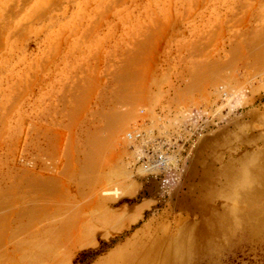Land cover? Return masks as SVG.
<instances>
[{
	"label": "rangeland",
	"instance_id": "1",
	"mask_svg": "<svg viewBox=\"0 0 264 264\" xmlns=\"http://www.w3.org/2000/svg\"><path fill=\"white\" fill-rule=\"evenodd\" d=\"M0 218L1 264H264V0H0Z\"/></svg>",
	"mask_w": 264,
	"mask_h": 264
},
{
	"label": "bare ground",
	"instance_id": "2",
	"mask_svg": "<svg viewBox=\"0 0 264 264\" xmlns=\"http://www.w3.org/2000/svg\"><path fill=\"white\" fill-rule=\"evenodd\" d=\"M224 69H225V68H224ZM161 78H162V77H161ZM135 97H136V96H135ZM127 98H128V97H127ZM138 99H139V98H138ZM119 103H120V101H119ZM128 104H129V103H128ZM118 107H119V106H118ZM113 108H114V107H113ZM128 108H129V107H128ZM119 111H120V110H119ZM125 111H126V110H125ZM123 112H124V111H123ZM116 114H117V113H116ZM110 117H111V116H110ZM112 117H113V116H112ZM112 117H111V118H112ZM115 117H116V115H115L113 118H115ZM113 118H112V119H113ZM116 119H117V118H116ZM114 120H115V119H114ZM113 122H115V121H113ZM118 123H119V122H118ZM114 125H115V124H114ZM115 126H117V125H115ZM111 127H112V126H111ZM110 130H111V129H110ZM113 131H114V130H113ZM114 142H115V141H114ZM99 144H100V143H99ZM82 146H83V145H82ZM90 150H91V149H90ZM93 150H94V149H93ZM98 151H99V150H98ZM98 154H99V153H98ZM101 165L103 166L104 164H101ZM89 169H90V168H89ZM83 170H85V169H83ZM83 170H82V171H83ZM85 171H87V170H85ZM64 172H65V171H64ZM68 174H69V173H68ZM62 176H63V175H62ZM62 178H63V177H62ZM58 180H60V179H58ZM61 182H62V181H61ZM28 187H30V186H28ZM30 188H31V187H30ZM30 188H29V189H30ZM34 189H35V188H34ZM18 191H19V190H18ZM14 193H15V192H14ZM27 193H28V192H27ZM23 194H24V193H23ZM16 197H17V196H16ZM54 201H55V200H54ZM59 201H60V200H59ZM57 202H58V201H57ZM20 204H21V203H20ZM52 205H53V204H52ZM79 205H80V204H79ZM31 207H32V206H31ZM40 207H41V206H40ZM59 207H60V206H59ZM72 207H73V205H72ZM75 207H76V206H75ZM49 208H50V207H49ZM79 208H80V207H79ZM55 209H56V208H55ZM55 209H53V210H55ZM80 209H81V208H80ZM46 210H47V209H46ZM58 212H59V211H58ZM33 213H34V212H33ZM44 213H45V212H44ZM44 213H43V214H44ZM68 214H69V213H68ZM3 215H4V214H3ZM47 215H48V214H47ZM72 215H74V214H72ZM38 216H39V215H38ZM40 216H41V215H40ZM48 216H49V215H48ZM66 216H67V215H66ZM67 217H69V216H67ZM2 218H3V217H2ZM2 218H0V219H2ZM49 218H50V217H49ZM51 218H52V217H51ZM4 219H5V218H4ZM4 219H3V221H4ZM6 219H7V218H6ZM55 219H56V218H55ZM57 219H58V218H57ZM60 219H61V218H60ZM78 220H79V219H78ZM3 221H2V222H3ZM76 221H77V220H76ZM76 221H75V223H76ZM43 222H44V221H43ZM55 222H56V221H55ZM55 222H54V221H51V219H50V220L48 221V224H49V223H50V224L47 225L48 228H50V227L52 226L51 224H53V223L55 224ZM61 222L65 224L66 221L64 222V221L62 220V221H60V223H61ZM68 222H70V221H68ZM68 222H67V225L70 224V223H68ZM73 222H74V221H73ZM41 223H42V222H41ZM36 224H37V223H36ZM49 226H50V227H49ZM54 226H55V225H54ZM65 226H66V225H65ZM56 227H57V228H56ZM56 227H51V228L49 229L52 233L49 232V231H44V230H43V231H44L43 233L48 232V233H50V235L52 234L51 236H53V235H54L53 232H55V230H57V229H60V226H59V228H58L57 224H56ZM67 227H68V226H67ZM69 227H70V226H69ZM71 227H73V225H71ZM71 227H70V228H71ZM52 228H53V229H52ZM55 228H56V229H55ZM70 228H68V229L70 230ZM12 229H13V228H12ZM46 229H47V228H46ZM46 229H45V230H46ZM61 229H63V228H61ZM68 229H67V230H68ZM16 230H17V229H16ZM16 230H14V231H16ZM52 230H53V231H52ZM38 231H39V230H38ZM57 231H59V230H57ZM62 231H63V232H66V230H62ZM71 231H72V230H71ZM0 232H1V231H0ZM60 232H61V230H60ZM60 232H58V233L60 234ZM2 233H4V232L2 231ZM48 233H46V234H48ZM58 233L55 232V234H57V235H55L56 237L59 236ZM11 234H14V232L11 233ZM11 234H10V235H11ZM28 234H31V233L28 232ZM33 234H34V233H33ZM36 234H37V233H36ZM164 234H165V233H164ZM166 234H167V232H166ZM16 235H17V234H16ZM34 235H35V234H34ZM41 235L44 236L43 234H41ZM62 235L66 236L65 234H61V237H62V238H64ZM0 236H1V235H0ZM14 236H15V234H14ZM12 237H13V236H12ZM22 237H23V236H22ZM36 238H37V237H36ZM58 238H59V237H58ZM66 238H68V237H65V239H66ZM77 238H78V237H77ZM20 239H21V238H20ZM45 239H49L48 236L45 237ZM45 239H44V240H45ZM159 239H160V238H159ZM1 240H2V239H1ZM38 240H39V239H38ZM52 240H54V239H52ZM55 240H57V239H55ZM55 240H54V241H55ZM66 240H67V239H66ZM78 240H79V238H78ZM15 241H16V240H15ZM23 241H24V240H23ZM58 241H59V243H60V242H63V240H62V241L58 240ZM75 241H76V240H75ZM12 242H13V241H12ZM41 242H42V241H41ZM50 242H51L50 245L54 244V247H53L54 249H55V244H56V248L58 247V246H57V245H58V244H57V243H58L57 241H56L57 243H55V242L52 243L53 241H50ZM65 242H66V243H69L68 241H65ZM155 242H156V240H155ZM157 242H158V241H157ZM157 242H156V243H157ZM44 243H45V244L47 243L46 240L44 241ZM82 243H83V242H82ZM82 243H81V244H82ZM47 244H48V243H47ZM61 244L63 245L64 243H61ZM61 244H59V245H60L59 247H61ZM76 244H77V242H76ZM76 244L71 245V246H75ZM92 244H93V243H92ZM157 244H158V243H157ZM159 244H160V242H159ZM27 245H28V244H27ZM34 245H35V244H34ZM36 245H37V244H36ZM48 245H49V244H48ZM68 246H69V245H68ZM59 247H58V248H59ZM51 248H52V247H51ZM51 248H50V250L48 251V250H46L45 248H42V249H41L40 246H37V247H35V250H34V251H31V250H30L32 253H30L31 255L29 256V258H28V257H25V258H27V259H32V260H34V262H35V261H39V262H42V263L44 262V263H48V264H62V263H57V260H56V259L51 258V256H50V257L48 256V255H49L48 252H53L52 250H54V249L51 250ZM0 249H1V248H0ZM14 249H15V248H14ZM17 249H18V248H17ZM36 249H37V250L40 249V251H36ZM154 249H155V248H154ZM55 250H56V249H55ZM55 250H54V252H55ZM15 251H16V250H15ZM30 251H29V252H30ZM140 251H141V250H140ZM152 251H153V250H152ZM152 251H151V252H152ZM155 251H156V250H155ZM37 252H39L38 255H36ZM45 252H46V253H45ZM54 252H53V254H59V252H58V253H56V252L54 253ZM13 254H14V253H13ZM68 254H69V253H68ZM148 254H149V253H148ZM153 254H154V253H153ZM26 255H27V254H26ZM66 255H67V254H66ZM18 256H19V255H18ZM27 256H28V255H27ZM141 256H142V255H141ZM69 257H70V256H69ZM7 258H8V257H7ZM15 258H16V257H15ZM18 258H19V257H18ZM1 259H2V258H1ZM16 259H17V258H16ZM61 259H62V258H60L59 260H61ZM4 260H9V259H6V258L4 259V257H3V261H4ZM11 260H12V258H11ZM17 260H18V259H17ZM59 260H58V262H59ZM67 260H68V259H67ZM1 261H2V260H1ZM1 261H0V264H1ZM30 261H31V260H30ZM9 262H10V263H8V262H7V263H8V264H11V261H10V260H9ZM19 262H20V261H19ZM65 263L67 264V261H66V260H65ZM65 263H63V264H65ZM140 263H141V262H140ZM15 264H17V263H15ZM26 264H27V263H26ZM137 264H138V262H137ZM141 264H142V263H141Z\"/></svg>",
	"mask_w": 264,
	"mask_h": 264
},
{
	"label": "crops",
	"instance_id": "3",
	"mask_svg": "<svg viewBox=\"0 0 264 264\" xmlns=\"http://www.w3.org/2000/svg\"><path fill=\"white\" fill-rule=\"evenodd\" d=\"M63 252H64V251H63ZM59 258H62L61 260H63V259H64V254L61 253L60 256L58 255V259H59Z\"/></svg>",
	"mask_w": 264,
	"mask_h": 264
}]
</instances>
